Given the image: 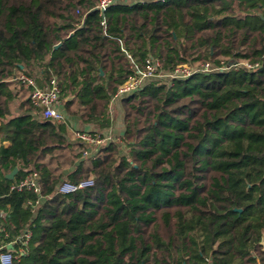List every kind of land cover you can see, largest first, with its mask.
<instances>
[{"label": "trees", "instance_id": "trees-1", "mask_svg": "<svg viewBox=\"0 0 264 264\" xmlns=\"http://www.w3.org/2000/svg\"><path fill=\"white\" fill-rule=\"evenodd\" d=\"M96 4L0 0V240L14 264H264V0ZM151 57L214 68L147 77L119 97L120 141L68 159L84 146L70 119L109 128L117 89ZM20 73L56 79L66 122L44 118ZM33 172L41 197L11 188Z\"/></svg>", "mask_w": 264, "mask_h": 264}, {"label": "built area", "instance_id": "built-area-1", "mask_svg": "<svg viewBox=\"0 0 264 264\" xmlns=\"http://www.w3.org/2000/svg\"><path fill=\"white\" fill-rule=\"evenodd\" d=\"M115 1L116 0H97L96 9L101 14H104ZM102 24H105L104 20L102 21ZM135 68L137 75L132 76L117 89L116 94L113 97V101L123 95L130 94L133 91L137 90L147 77L165 78L162 75H165V72L167 71L165 70V68H163L162 63L158 57H151L147 59L145 69L140 70L137 65L135 66ZM213 68L214 67L209 63L201 65L200 67H193L186 64L178 65L173 70H171V74L169 72V75L166 78L171 79L176 77H186L196 70H210ZM14 79L19 81L21 84H24L26 87L32 88L30 92V98L36 106H39L41 108L44 118L52 119L57 122L67 121L66 114L62 109L59 108L60 87L56 79H52L44 87H39L35 79L25 73L18 74L14 77ZM74 135L80 142L88 146V148L84 150L85 154L90 152L89 147L95 148V150L97 151L100 146H103L111 141V137L109 134L103 135L101 133L91 132L89 130L78 129L74 131ZM93 183V178L82 179L79 181L65 180L59 184L57 192L62 194L73 193L80 189L91 186L93 185ZM11 188L18 190H33L39 195V197H41L42 185L40 182V176L37 172L28 174L19 181L14 182ZM37 201H39V199H37ZM30 203L33 202L30 201ZM30 235V232L25 235V243L29 239ZM5 246L6 245L2 244L0 240V264H14L16 255L12 250H6Z\"/></svg>", "mask_w": 264, "mask_h": 264}, {"label": "crops", "instance_id": "crops-1", "mask_svg": "<svg viewBox=\"0 0 264 264\" xmlns=\"http://www.w3.org/2000/svg\"><path fill=\"white\" fill-rule=\"evenodd\" d=\"M127 2H131V3H133V2H136V1H139V0H126ZM140 1H147V0H140ZM72 97H70V99H71ZM114 101H116L117 103L114 105L115 107H112V106H110V108H115V110H116V112H115V116H117L118 115V124H116L117 125V127H118V129L116 130V132H117V135L118 136H121V134L123 133V130H124V125H123V107H122V105H121V102H120V100H119V98H117L116 100H114ZM112 103V105H113V102H111ZM20 112H18V111H14V112H12V115L11 116H9L8 118H11V117H15V116H17L18 114H19ZM32 115L35 117V118H39V115L37 114V112L36 111H33L32 112ZM42 117V116H41ZM71 122H69L67 125L69 126V132L71 133V135H72V138L74 139V140H76L77 138L75 137V135H74V131H76V130H78V129H87V130H92V129H94L95 128V126L94 125H83L82 123H81V120H80V118L79 117H72L71 119ZM0 124H1V120H0ZM113 128V126H110L109 128H107V129H105L104 130V132H107L108 134H110V135H112L111 134V131H113L114 132V129H112ZM116 128V127H115ZM3 134L2 133H0V146L3 144V145H5V146H8V145H10V141L8 140V139H3ZM78 143L80 142L78 139L76 140ZM96 152V151H95ZM95 152H92V151H90L89 153H87V154H85L84 153V156H92V155H94L95 154ZM83 153V152H82ZM262 243H263V247H264V236H263V241H262ZM10 243H8V245H9ZM10 249H12V248H10Z\"/></svg>", "mask_w": 264, "mask_h": 264}, {"label": "rangeland", "instance_id": "rangeland-1", "mask_svg": "<svg viewBox=\"0 0 264 264\" xmlns=\"http://www.w3.org/2000/svg\"><path fill=\"white\" fill-rule=\"evenodd\" d=\"M247 66L249 67L250 65L249 64H247ZM169 72H170V74H171V71L170 70H167L165 73V75H162L163 77H168V75H169ZM113 102V105H112V103H110V106H112V107H115L114 105L117 103L116 101H112ZM17 106H18V103H15V104H13V109H15L14 111H17ZM123 109V108H122ZM115 112H116V110H115V108H111V116H112V125L111 126H113V128L112 129H114V132L113 131H111V134L112 135H110V139L111 140H117V141H120V136H118L117 135V132H116V130L118 129V127H117V125L116 124H118V115L117 116H115ZM82 123V122H81ZM83 124V123H82ZM116 127V128H115ZM96 132H98V133H101V134H104V135H108V131L107 132H104V130H103V132L102 131H99V130H97ZM109 139V140H110ZM88 148V146L86 145V144H84V146L83 145H81V144H77V145H75V147L73 148V152H71V154H70V151L69 152H67V155H69L67 158L68 159H71V155H73V153L74 154H81L82 152H84V150L85 149H87ZM89 149H90V151H92V152H95L96 150H95V148H91V147H89Z\"/></svg>", "mask_w": 264, "mask_h": 264}, {"label": "water", "instance_id": "water-1", "mask_svg": "<svg viewBox=\"0 0 264 264\" xmlns=\"http://www.w3.org/2000/svg\"><path fill=\"white\" fill-rule=\"evenodd\" d=\"M230 65H232L231 63H230ZM70 99V98H69ZM18 171V167H15L8 175H7V177L8 178H11V179H13L14 177H15V174H16V172ZM8 248H13V245L12 244H9L8 245Z\"/></svg>", "mask_w": 264, "mask_h": 264}]
</instances>
